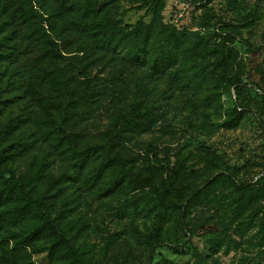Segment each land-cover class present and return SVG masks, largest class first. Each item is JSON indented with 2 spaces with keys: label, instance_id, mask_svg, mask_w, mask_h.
<instances>
[{
  "label": "rangeland",
  "instance_id": "obj_1",
  "mask_svg": "<svg viewBox=\"0 0 264 264\" xmlns=\"http://www.w3.org/2000/svg\"><path fill=\"white\" fill-rule=\"evenodd\" d=\"M94 5L120 32L153 23L155 53L164 35L175 33L182 42L178 57L160 71L98 54L83 74L63 73V62L79 53L77 43L55 57L23 32L10 49L14 55L0 56V178L27 199L20 201L26 212L37 207L48 219L38 237L20 242L41 219L26 213L14 222L7 212L15 205L0 201V264H69L71 254L51 246L55 232L84 264H264L261 214L243 225L263 201L234 214L236 189L212 182L225 175L239 185L264 186V0ZM4 34L0 21V42ZM74 78L86 83L75 86ZM60 91L63 104L81 98L79 105L54 108ZM132 104L151 116L145 127L121 132L110 153L130 161L112 164L102 183L69 179L70 162L55 145L111 142L118 114ZM233 107L242 119L226 128ZM117 175L129 184L106 190Z\"/></svg>",
  "mask_w": 264,
  "mask_h": 264
},
{
  "label": "trees",
  "instance_id": "obj_2",
  "mask_svg": "<svg viewBox=\"0 0 264 264\" xmlns=\"http://www.w3.org/2000/svg\"><path fill=\"white\" fill-rule=\"evenodd\" d=\"M152 1L155 3V0ZM94 3L95 0H0V21L5 32L0 42V56L5 58L12 56L13 51L10 49L14 47V43L23 32L25 39H29L35 44L42 43L51 52L50 55L55 57L61 56L65 47L71 46V40L73 44L77 43L76 50L79 53L71 56L67 62H63L60 68L63 73L76 71L77 75L83 74V71L90 68L95 61V57L91 58V56L98 54H110L111 57L120 55L132 66L149 65L151 68L160 69V71L174 64L175 59L178 57V49L182 43L175 33L170 32L164 35L160 46L161 50L155 53L153 49L154 37H152L153 23L143 24L139 21L133 24L127 32H120L108 19H105L103 15L104 8L95 7ZM66 40L69 42H66ZM3 45L9 49L3 50ZM122 50L124 51L122 52ZM84 83L86 81L83 82L78 78H74L75 86H80V84ZM237 83L235 81L233 84ZM59 88L61 89V87ZM71 96L75 97V94L72 92ZM57 97L59 99L52 105L62 111L66 110L67 105L75 109L81 100V98L74 99L71 103L65 105L61 99L62 91L59 92ZM227 115L230 118L222 123V126L226 128H235L242 119V113L237 111L236 107L227 110ZM150 116L151 112L149 109L141 111L140 105L132 104L129 110L118 114L120 122L118 132L112 135L113 140L111 142L77 149L72 146L59 148L60 144H56L55 148L60 149V152H63L70 162L71 173H69V179L75 182L81 179L82 181L80 182L86 186L95 185L103 182V173L112 164L117 161H121L122 164L128 163L130 159L117 158L116 155L110 156L113 145L121 140L122 134L120 133L124 130L145 127V122ZM44 137L47 139V134ZM160 168L168 169L167 166H160ZM172 173L173 176L177 175V171ZM123 176L117 175L114 177L107 185L106 190H120L129 184V181H125V176ZM0 181L2 185L0 188V201L5 203L10 201L15 205L13 211L7 212L14 222L22 221L26 213H30L28 218L41 219L30 225L28 230L22 232L19 238L20 242H30L42 233L48 219L37 207L33 208L31 212H26V204H21L20 201L23 199L27 201V199L21 192L13 191L5 179ZM212 182L215 184L220 182L222 184L228 183V185L236 189L237 193L232 198L234 205L232 212L234 214H241L247 211L255 199L260 198L263 201L261 206L251 210L248 214L249 220L243 222V225L245 227L261 214L260 222L258 223V234L259 244L264 246V186L239 185L232 178L225 175L219 176ZM207 188L208 191L211 189L209 185H207ZM201 194H206V192ZM201 194H197V196L190 199L187 208L192 206V202L198 200ZM65 241V238L60 233L55 232L51 246L61 249L60 252L67 250L71 254V260L67 261V263L84 264L79 260H75L73 247Z\"/></svg>",
  "mask_w": 264,
  "mask_h": 264
}]
</instances>
